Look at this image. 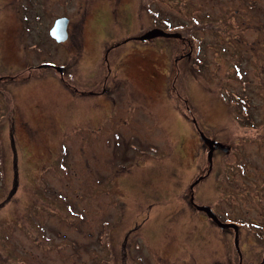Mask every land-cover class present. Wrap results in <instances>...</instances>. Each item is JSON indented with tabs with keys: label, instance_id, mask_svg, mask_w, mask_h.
Instances as JSON below:
<instances>
[{
	"label": "rangeland",
	"instance_id": "1",
	"mask_svg": "<svg viewBox=\"0 0 264 264\" xmlns=\"http://www.w3.org/2000/svg\"><path fill=\"white\" fill-rule=\"evenodd\" d=\"M240 1L0 0V264H264V0ZM189 16L218 21L179 67L136 39Z\"/></svg>",
	"mask_w": 264,
	"mask_h": 264
},
{
	"label": "flooded vegetation",
	"instance_id": "2",
	"mask_svg": "<svg viewBox=\"0 0 264 264\" xmlns=\"http://www.w3.org/2000/svg\"><path fill=\"white\" fill-rule=\"evenodd\" d=\"M240 5H245L247 7H250V6H254L253 4L251 5V1H245V0H241L239 2ZM238 13V8L234 11V14H237ZM180 21V20H178ZM218 21V20H216ZM216 21H213L212 18H207L206 20H200L198 17H195V16H189V27H187L189 29V32L186 31V33H184L183 31L185 29H183L184 27L181 25L182 21H180L176 27V31L174 32V34H172V36L175 38V40L177 41V45H178V48H179V52L182 51V53L180 54L179 58L176 59V66L179 67V63L181 61H179V59H182L183 58H190L192 53L194 52V49H195V55H193L194 59H197L200 52H201V45H203L202 41L195 35V29L192 30V27L193 26H199V27H203V28H206L208 27L207 25L209 24H212V22H216ZM252 26L251 24H247L245 23L244 20H241L240 22L236 23L235 25L231 24L229 22V20L227 18H223L219 21V23L221 24V33L223 35H227L228 34H225L227 33V31L229 30L230 31H233V29H241L243 28L244 26H251V27H259L261 24L260 22H255L254 20H252ZM69 23V22H68ZM235 26V28H233ZM209 28V27H208ZM209 30V29H208ZM212 30V29H211ZM192 31V32H191ZM67 33H68V26H67ZM184 33V34H183ZM166 34H169V33H166ZM69 36V34H68ZM233 42L236 44V46H233V49L232 51H229L227 49V45H229L231 42H227L226 43V46H224V51L222 52H227V53H230L229 55L232 56L231 58H233V62L234 60L236 59V61L239 63V61L241 60L242 57H245V53L246 51L242 48H245L244 45H247V42L244 41V39L242 38L243 36L240 35L239 33H237V35H233ZM139 37V36H138ZM227 39V38H226ZM254 43V42H253ZM252 43V44H253ZM223 50V49H222ZM226 50V51H225ZM255 51V50H254ZM256 52V51H255ZM225 55V54H224ZM237 62H235V64L233 63V65L236 66L238 72L240 71V67L238 64H236ZM184 69V68H183ZM178 72L180 73L181 72V69L180 71L178 70ZM62 73V72H61ZM178 73V74H179ZM240 74V73H238ZM242 74H245V72H242ZM68 86V85H66ZM264 86V84H263ZM97 95L98 97V100H99V103L100 101L103 99L104 101V105H107L109 107H111L110 105H112L111 103V98L109 96H106L104 94H106V91H105V88L102 92H97V93H94ZM247 97H238L237 99L238 100H241L242 102L245 101V102H248L246 104H249V100L248 98L246 99ZM247 100V101H246ZM113 101V100H112ZM243 102V103H245ZM194 126L196 128V131H197V134L199 135V129L197 128V126L195 125L194 123ZM201 132V131H200ZM202 133V132H201ZM219 149H222L226 152V154L228 155V150H226L224 147H219ZM210 174L209 170L204 174V175H201V177L199 179H197V181L199 182L201 179H203L204 177H207L208 175ZM197 182V183H198ZM196 184V182H194V184L192 185V189L194 187V185ZM207 216V215H206ZM208 218V217H207ZM218 220V219H217ZM210 221L212 223H214L211 219ZM220 222V221H219ZM232 222V221H231ZM221 223V222H220ZM215 225H217L216 223H214ZM222 224H225L224 226H220L222 228H230L232 231H233V240H234V243H235V235H236V241H237V236H238V233H239V228H238V225L235 223V222H232V223H223ZM218 226V225H217ZM237 254L240 255L239 253V250H237Z\"/></svg>",
	"mask_w": 264,
	"mask_h": 264
},
{
	"label": "water",
	"instance_id": "3",
	"mask_svg": "<svg viewBox=\"0 0 264 264\" xmlns=\"http://www.w3.org/2000/svg\"><path fill=\"white\" fill-rule=\"evenodd\" d=\"M67 25H68V19L67 18H65V17L58 18L55 21L54 25L51 27L50 31H49L50 36L56 42H63V41H65L68 38ZM165 34L166 33L162 32V31H152V32H148V33L146 32L143 35L137 37L136 39L144 42V41L150 40L154 36H158V35L164 36ZM46 66H48V65H46ZM55 69L58 72H60V73L63 70L60 67H55ZM199 136H200L201 140H203V141H205V142L208 143V145H209L208 157H209V160H211L212 151L214 149V142H212L211 140H208L203 135V133H201L200 131H199ZM196 208H198L199 210L203 211L207 215V217L209 219H211L214 223H216L218 226H224L225 225V224L220 223L217 220V218L214 216V214L211 212L210 209L205 208V207H199V206H196ZM235 246H236V248L238 250L237 241H236V235H235Z\"/></svg>",
	"mask_w": 264,
	"mask_h": 264
},
{
	"label": "trees",
	"instance_id": "4",
	"mask_svg": "<svg viewBox=\"0 0 264 264\" xmlns=\"http://www.w3.org/2000/svg\"><path fill=\"white\" fill-rule=\"evenodd\" d=\"M146 33V32H145ZM144 34V33H143ZM143 34H141V35H143ZM140 35V36H141ZM164 36H172L171 34H165ZM203 141V140H202ZM203 142H205V141H203ZM206 144H207V142H205ZM209 151V150H208ZM16 181V180H15ZM14 186H15V184H14Z\"/></svg>",
	"mask_w": 264,
	"mask_h": 264
}]
</instances>
